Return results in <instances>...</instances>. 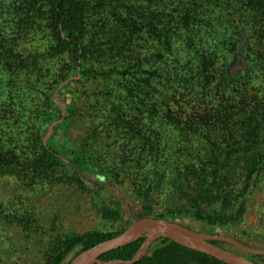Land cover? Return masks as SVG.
Wrapping results in <instances>:
<instances>
[{
  "label": "trees",
  "instance_id": "1",
  "mask_svg": "<svg viewBox=\"0 0 264 264\" xmlns=\"http://www.w3.org/2000/svg\"><path fill=\"white\" fill-rule=\"evenodd\" d=\"M34 34L39 38L22 45ZM58 55L66 57V67L38 104L29 152L21 156L14 142L4 144L9 151L0 146V175L34 179L61 166L57 179L110 190L116 207L123 205L130 215L132 207L109 170L112 153L104 154L97 139L61 145L57 137L67 134L82 105L83 115H90L85 135L122 143L123 167L128 174L140 172L139 188L145 190L129 192L142 202L145 216L165 218L154 213L146 187L162 172L159 178L170 179L172 189L170 220L179 214L180 223L189 219L217 229L211 233L239 226L264 176V0H0V100L21 101L29 86L15 80L39 73L37 82L47 71L41 59ZM96 80L106 88L92 89ZM57 90L64 103L52 98ZM143 121L149 141L132 149L126 141ZM54 122L52 145L43 127ZM174 131L180 135L176 151ZM122 231L65 235L46 252L47 264H68ZM145 238L146 233L101 258L131 259ZM213 242L264 264V255ZM133 264L228 263L162 237Z\"/></svg>",
  "mask_w": 264,
  "mask_h": 264
},
{
  "label": "rangeland",
  "instance_id": "2",
  "mask_svg": "<svg viewBox=\"0 0 264 264\" xmlns=\"http://www.w3.org/2000/svg\"><path fill=\"white\" fill-rule=\"evenodd\" d=\"M44 21H39L42 24ZM41 34V33H40ZM40 34H34L26 37L22 45L31 44V39H38ZM66 57L45 56L40 64L44 71L40 74L38 81L34 79L37 74H24L16 82L24 81L29 86L23 94L21 101L11 99L9 102L0 100V146L4 151L11 150L5 143L12 146L21 156L28 151V138L32 135V128L37 117V107L45 94H51V85L56 83L58 77L65 70ZM62 85V84H60ZM94 90H103L106 84L102 80H96L91 83ZM3 90L0 89V93ZM58 92L52 94L55 101H63V96ZM84 108L75 112L71 119V125L66 135L57 134L61 145L68 144L67 140L86 142H95L96 139L101 143L100 148L104 154L112 153L109 163L113 162L112 169L114 175L119 181L118 187L122 190L127 203L132 207L129 214H126L123 205L116 207L115 197L110 190H95L86 188L76 181L69 179H57L56 175L64 170L61 166L53 169L52 175L38 177L34 179L22 180L15 176L0 175V264H47L46 252L55 243L60 241L61 237L71 233H83L87 231H99L102 233L117 232L124 230L133 220V218L144 217L143 204L139 199H131L130 192L145 190L140 176L128 174L125 170L119 155L122 153L121 144L106 136H99L94 139L91 135H85L88 125L85 120L90 115H83ZM43 127V138H50L51 144H55L53 129L48 132L49 127ZM143 128L134 136L127 139V143L132 144V149L141 145L144 141H149L148 135H144L146 130L145 121L142 122ZM158 128V123L155 124ZM90 131V130H89ZM48 133V134H47ZM100 133V132H98ZM178 131L171 135V145L174 150L180 145ZM63 143H62V142ZM2 143V144H1ZM120 146V147H119ZM57 147V145H56ZM117 152V153H116ZM65 155L63 149L60 150ZM106 157V155H105ZM115 159V160H114ZM105 160V159H104ZM173 159L170 160L172 162ZM112 161V162H111ZM172 168V164L167 166ZM163 167V169L167 168ZM170 169H167V173ZM162 172L156 173V179L149 184L150 198L152 199L154 213L158 216L165 213V218L169 219L172 212L169 211L168 199L172 197L171 186L167 188L169 180L159 178ZM93 180L99 179L96 175L90 176ZM174 188V187H173ZM161 190L157 192L158 190ZM155 191V195H152ZM125 206V205H124ZM246 211L242 222L237 228L230 230L223 229L222 233L238 238L251 246L264 248V176L259 180L258 185L250 193L246 204ZM175 221H181L180 215H176ZM183 224L187 226H197L202 231L213 232L216 228L199 227L192 220L182 219ZM57 243V242H56Z\"/></svg>",
  "mask_w": 264,
  "mask_h": 264
},
{
  "label": "water",
  "instance_id": "3",
  "mask_svg": "<svg viewBox=\"0 0 264 264\" xmlns=\"http://www.w3.org/2000/svg\"><path fill=\"white\" fill-rule=\"evenodd\" d=\"M64 103V102H59ZM65 107L63 108V110ZM53 129V124L49 131ZM48 134V133H47ZM48 135L44 138L46 140ZM146 233V238L131 259H102L105 252L125 246ZM170 240L188 249L200 251L228 264H261L257 261L217 245L213 240H222L252 254L264 255V248L254 247L240 239L223 233L197 230L167 218L144 216L133 218L132 222L119 234L100 241L78 253L68 264H133L145 255L151 244L159 238Z\"/></svg>",
  "mask_w": 264,
  "mask_h": 264
}]
</instances>
